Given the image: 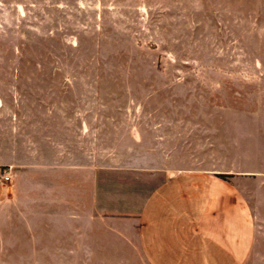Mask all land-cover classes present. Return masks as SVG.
<instances>
[{
	"label": "rangeland",
	"instance_id": "rangeland-1",
	"mask_svg": "<svg viewBox=\"0 0 264 264\" xmlns=\"http://www.w3.org/2000/svg\"><path fill=\"white\" fill-rule=\"evenodd\" d=\"M4 164L22 185L64 184L63 229L81 234L78 254L67 232L62 252L46 255L31 252L37 239L17 238L19 249L6 260L13 264L141 261L133 243L125 249L115 235L106 236L112 246L104 243L105 232L134 229L135 219L94 212L87 183L96 169L102 203L105 181L118 174L138 191L154 182L148 172L103 168L157 166L172 175L224 173L252 223L245 264H264V0H0ZM71 182L79 188L74 213ZM11 184L10 176L0 185L9 192ZM125 187L107 197L124 198L132 188ZM178 194L168 195L170 206ZM197 204L193 195L186 207L192 217ZM236 221L246 228L244 216ZM88 228L97 234L95 253L87 249Z\"/></svg>",
	"mask_w": 264,
	"mask_h": 264
},
{
	"label": "crops",
	"instance_id": "crops-1",
	"mask_svg": "<svg viewBox=\"0 0 264 264\" xmlns=\"http://www.w3.org/2000/svg\"><path fill=\"white\" fill-rule=\"evenodd\" d=\"M71 166L77 168L75 165ZM103 169L117 170L121 175L129 171L148 172L154 178L151 191L147 192L135 190L132 186L136 181L128 179L127 175L126 178L119 174L116 178H109L105 181V198L102 203L97 197L96 169L92 170V176L87 183L89 204L94 212L99 210L134 217V229L104 233V243L110 246L113 244L112 241H107L110 235L125 241V249H128L129 245V250H132L130 244L135 245L141 261L132 264H245L251 249L252 223L239 190L227 181L225 176L204 169H177V174L172 175L169 168L160 166L150 170L132 167ZM11 173L10 191L0 185V264H13L12 261L6 260L9 259V254L17 251L16 248L19 249L17 238L37 239L35 250L31 252L46 255L51 252L61 253L59 243L69 234L70 237L77 238L71 252L78 254L80 232L63 229L64 184L58 181H25L22 185L21 177L15 174L13 165ZM193 174L197 175L198 179H194ZM70 184V210L74 213L79 207V188L77 182ZM125 186L132 188L127 189L124 198L119 199L116 195L112 200L107 197L108 194L113 195L114 188L122 192L123 187L125 191ZM174 191L179 192V197L175 198L176 205L172 207L169 203L174 200H170L168 195H172ZM193 195L198 201L195 217L186 212L187 204ZM22 215L24 217L22 220L18 219L17 225L15 217ZM25 215L30 216L27 217L28 220ZM240 215L245 217L247 223L243 230L236 221ZM65 232L68 234L65 235ZM86 237L89 253H95L96 232L88 228ZM27 244L28 248L32 245L28 242L24 246ZM27 252H30V249H27ZM5 255L7 258H4Z\"/></svg>",
	"mask_w": 264,
	"mask_h": 264
},
{
	"label": "built area",
	"instance_id": "built-area-1",
	"mask_svg": "<svg viewBox=\"0 0 264 264\" xmlns=\"http://www.w3.org/2000/svg\"><path fill=\"white\" fill-rule=\"evenodd\" d=\"M11 164H4L0 167V183L6 184L11 176Z\"/></svg>",
	"mask_w": 264,
	"mask_h": 264
},
{
	"label": "trees",
	"instance_id": "trees-1",
	"mask_svg": "<svg viewBox=\"0 0 264 264\" xmlns=\"http://www.w3.org/2000/svg\"><path fill=\"white\" fill-rule=\"evenodd\" d=\"M218 174L222 176L224 173H218Z\"/></svg>",
	"mask_w": 264,
	"mask_h": 264
}]
</instances>
